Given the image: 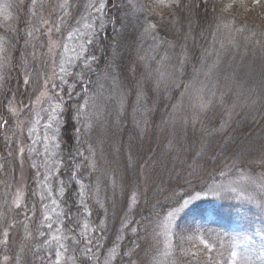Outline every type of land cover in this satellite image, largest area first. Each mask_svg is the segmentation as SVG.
I'll use <instances>...</instances> for the list:
<instances>
[{
  "label": "snow or ice",
  "instance_id": "snow-or-ice-1",
  "mask_svg": "<svg viewBox=\"0 0 264 264\" xmlns=\"http://www.w3.org/2000/svg\"><path fill=\"white\" fill-rule=\"evenodd\" d=\"M36 3L37 0H32L33 8ZM18 6L5 0L0 3V15L8 20L13 15L10 9ZM55 7L59 9L58 13H52L55 19L41 17L35 30L27 32L29 37L36 33L47 35L48 52L53 55L51 75L47 71L41 74L34 66L29 71L26 63L21 64L25 69L23 86L32 88L35 101L26 103L8 92L4 110L0 111V133H3L8 149L3 157L5 162L13 157V147L20 156L28 152L35 159L40 154L35 145L40 144L44 153L43 171L40 165H31L39 173L40 192H31L39 199V209L35 202L27 203L26 186L15 177L11 184L7 181L3 184L4 191L0 193L4 209L0 213V264H116L121 255L129 257L128 264H136L131 257L138 256L136 250L142 246L135 241L133 248L123 253H116L113 245L112 252L103 261L97 254L99 238L106 228L103 213L108 210L110 200L115 204L117 189L124 195L122 212L126 213L122 217L121 228L133 234L139 232V228L133 226L137 224L138 209L145 204L151 206L153 199L160 195L153 180L158 172L155 163L158 158L152 155L141 163L140 158L144 154L134 148V140L144 139L149 129L155 133L158 128L166 140L169 162L175 157L180 162L181 171L191 176H195L198 170L207 171L210 164L219 162L215 144L217 137L204 131V125L211 123L209 114L215 108L214 101L208 97L216 93L211 84L194 90L191 84L177 83L183 75L185 58H179L169 69L161 67L167 56L152 57L149 61L143 55V46L149 40L148 47L153 52L161 50L167 53L176 47L168 37L174 35L172 25L177 19V11L182 8L180 0H156L151 5L140 4L138 0H88L83 6L86 16L81 14L82 6L72 0H63ZM138 13H142V17ZM40 25L47 26V31ZM66 29L65 42L60 45L53 36H63ZM67 41H72L75 47L70 48ZM4 43L0 38V53L4 51ZM58 48H62V53H59L57 61L55 50ZM125 48L127 52L122 51ZM6 59V56H0V68L4 67ZM211 71L209 68L204 72L206 78ZM0 81L6 83L7 78L0 75ZM181 88L185 91H179ZM150 91L160 94L159 104L150 98ZM169 91L179 92V96L173 94L165 102V94ZM161 106L165 112L157 125L154 114ZM129 115L133 139L128 141L123 176H119V169L112 165L119 163L117 157L123 152L122 134L128 131ZM69 124L72 125V135L65 139ZM20 137L24 139L17 143ZM193 142L198 145L195 152L191 150ZM66 144L69 147L65 154ZM105 145L108 147L111 176L107 171L101 172L97 153L98 148L103 153ZM201 160L203 169H200ZM231 160L233 162L227 166V171L217 169L219 177L226 178L232 174L240 177L239 181L228 184L216 179L211 183L197 184L192 180L180 183V172H176L173 184L169 173L167 190L170 194L166 196L163 211L156 213L154 222L157 226L162 223L164 227L165 256L169 255L168 250L181 222L186 223L191 218L193 223H186L183 231L195 235L201 231L200 226L194 223L196 219H204L209 212L218 214L219 209L203 205L212 200H255L253 196L245 195L248 185L255 184L256 180L243 171V153H233ZM257 160L259 167L264 169V152L257 156ZM0 171L7 172L3 163H0ZM160 182L164 184L163 177ZM33 183L37 184V181ZM259 188L261 194L257 207L264 212V180L260 181ZM21 213L23 221L18 219ZM94 214L97 216L95 221L92 219ZM33 217L39 221L35 232L30 227L34 223ZM18 227L23 229V235L14 247L12 233ZM197 238L203 249L209 253L213 251L214 245L209 244L202 233ZM29 239L36 240L39 248L29 244ZM250 241L248 235L240 239L232 237L230 248L220 245L223 251L213 264H264V239L255 251ZM176 247L185 257L195 259L196 253L180 244ZM241 247L243 251H239Z\"/></svg>",
  "mask_w": 264,
  "mask_h": 264
},
{
  "label": "trees",
  "instance_id": "trees-1",
  "mask_svg": "<svg viewBox=\"0 0 264 264\" xmlns=\"http://www.w3.org/2000/svg\"><path fill=\"white\" fill-rule=\"evenodd\" d=\"M3 2L5 0H0V3ZM8 2L19 6L10 9L13 15L8 20L0 15V38L5 42L4 51L0 53V56L7 57L8 53L12 55L11 60L8 55V61L6 59L4 67L0 68V75L6 77L7 82L10 80L11 90L8 92L15 94L18 100L28 103L35 99V95L32 88L23 86L25 69L21 67V64L26 63L29 71L34 66L41 74L47 71L51 75L53 69V56L50 57L47 53L46 35L41 36L39 33H36L33 37L27 35L28 31L35 30L40 21L38 5L42 3V0H37L34 8L32 0H8ZM62 2L63 0L50 1L52 13L59 12L55 5ZM72 2L80 4L82 6L81 14L87 15L83 11V6L87 4L88 0H72ZM155 2L156 0H138V3L143 5H151ZM180 3L182 8L177 11V19L172 25L174 35L168 37L176 47L168 50L167 53L161 50L153 52L148 47V44L151 43L149 40L143 46V55L149 61L152 57L167 56V60L161 67H168L169 69L176 65L179 58L183 57L186 59V63L183 75L177 83L191 84L194 90L211 84L216 94L208 98L214 101L215 108L209 114L211 123L204 125V131L217 137L215 144L217 146L216 156L219 157V162L218 164L213 162L208 166L207 171L198 170L195 176H191L186 171H181L180 162L175 157H172L171 162H169L166 140L162 138L158 128L155 133L152 129H149V133L144 139H135L134 148L144 154L140 158L141 163L152 155H156L158 158V162H155L158 172L153 180L157 185L156 191L160 195L153 199L151 206L145 204L138 209L135 217L137 224L133 226L138 227L139 232L133 234L121 228L122 217L126 213L122 212L124 195L117 189L115 204L113 205L110 200L108 210L103 213L102 217L106 218V228L104 235L99 238L100 248L97 249V254L100 255L102 261L112 252L113 245H115L116 253H123L132 249L134 246L133 241H135L142 246L141 249L136 250L138 256L131 257L136 261V264H141V262L143 264H213V260H218L220 258L219 253L223 251L220 245L223 244L226 248H230L232 237L242 238L244 235H248L251 237L250 244L252 242L259 244L264 239V231H262L264 230V212L257 207L259 195L261 194L258 184L250 189L248 188L245 193V195L253 196L254 201L212 200L211 203L203 205L205 208L215 207L219 209L218 214L209 212L208 217L206 215L202 220L196 219L194 223L200 226L201 231L195 233V235L183 231L186 228V223H193L191 218L186 223L181 222L180 229L177 230L171 242L172 247L168 250L169 255L165 256L164 254L166 250L165 236L163 235L164 227L162 223L157 226L154 222L157 219L156 213L163 211L162 206L167 203L166 196L170 194L167 190L169 173L173 177V184H175L176 172H180L182 176L180 183H185L186 180H192L197 184L205 181L211 183L214 179L223 183L230 182L234 180L235 174L226 178L219 177L217 169L227 171V166H230L233 162L231 160L232 154L243 153L245 161L243 171L258 175L261 180H264V169L259 167L257 160V156L264 152V0H180ZM33 12L36 15H33ZM52 13L50 17L55 19ZM138 15L142 17L143 14L138 13ZM158 18L154 17V19ZM69 23L74 24L73 21H69ZM133 23H135V19H133ZM180 31L183 34L185 32V35L181 36ZM110 32L111 30H109ZM66 35L67 29L63 36H54V38L58 39L59 44L62 45L65 42L64 36ZM67 43L70 48L75 47L72 41H67ZM122 51L127 52L128 50L125 48ZM33 52L35 56H33ZM56 53L58 61L62 48L56 49ZM209 68L212 71L206 78L204 72H207ZM7 82L0 81V103L3 105L6 103L5 94L8 93L6 90ZM179 91H185V89L181 88ZM173 94L179 96V92L169 91L165 94V102H168L167 97ZM149 96L159 104V93L150 91ZM130 112L131 109H129ZM164 112L165 108L161 106L154 114V122L157 125ZM128 120V131L122 134L123 152L117 157L119 163H113L112 165V167L119 169V176H123L128 141L133 139L130 115ZM42 124L43 121L41 122V131ZM199 134L197 132V135ZM71 135L72 125L69 124L65 139ZM2 137L3 133H0V163L4 164L7 172L0 171V193L4 191L3 184L5 181L11 184L13 177L18 181L19 171L21 170L19 154L15 152L14 147L13 157L6 162L3 160L8 149L5 147ZM22 139L24 137L18 138L17 143H20ZM25 143L27 144L26 140ZM76 146H78V142ZM35 147L39 149L40 153L35 159L30 153H25L26 167L30 173L26 187L28 193L26 201L29 205L35 202L37 209H39L41 207L39 199L31 195L32 191L40 192L38 186L40 183L39 173L31 165L33 163L40 165L41 171H43L44 153L42 145L38 144ZM68 147L69 145L66 144L65 154ZM185 147H189L187 140H185ZM197 147L198 145L193 142L191 150L195 152ZM73 150H75V146H73ZM97 153L100 158L101 172L107 171L108 175L111 176V169L108 167L110 158L107 145L104 146L103 153L100 152L99 148ZM249 153H252V155L249 156ZM182 159L184 158L182 157ZM48 162L51 164L50 160ZM192 162L189 161V163ZM236 162L239 163L240 161L237 160ZM203 163V160H201L200 169H203ZM253 168L255 169L254 172L252 171ZM130 174L134 175V173ZM161 177L164 180L163 185L160 182ZM33 181H37V184H34ZM65 182L67 183L66 177ZM134 185L135 180H133ZM101 199H103V190L101 191ZM3 211V199L0 198V213ZM11 215L10 213L9 216L11 217ZM37 216H39V212H37ZM18 219L24 220L22 213ZM32 219L34 223L30 227L35 232L39 221L37 217ZM92 219L97 220V216L94 214ZM128 219H132V217L128 216ZM154 228L155 233L153 232ZM201 233L209 244L214 245L211 253L203 249V246L199 243L197 237ZM22 235L23 229L19 227L12 233L14 247ZM28 243L39 248L36 240L29 239ZM178 244L182 245L184 249L196 253L195 259L191 256L185 257L180 253L176 247ZM225 255H227V252H225ZM29 259H33L31 253ZM128 260V256L121 255L116 264H128Z\"/></svg>",
  "mask_w": 264,
  "mask_h": 264
},
{
  "label": "rangeland",
  "instance_id": "rangeland-1",
  "mask_svg": "<svg viewBox=\"0 0 264 264\" xmlns=\"http://www.w3.org/2000/svg\"><path fill=\"white\" fill-rule=\"evenodd\" d=\"M50 1H51V0H42V3H40V4L38 5V11H39L40 18L43 17V18L47 19V18H49V17L51 16V13H52L53 10H50L51 7H52V6L50 5ZM256 1H258V0H256ZM42 27H44V30H45V32H46V31H47V26H43V25H42ZM218 29H219V27H218ZM179 34H181V36H184V35H185V32H184V34H183V32L180 31ZM47 39H48V37H47V35H46V42H47ZM53 39H54V40H57L58 44L60 43L58 39L54 38V36H53ZM55 51H56V50H55ZM5 53H6V55H7V51H6ZM47 53H48V56H50V57L53 56L52 54H50V53L48 52V47H47ZM8 55H9V58H10V60H11V56H12L11 53H8ZM8 55H7V61H8ZM44 63H46V62H44ZM39 64H40V63H39ZM39 64H38V65H39ZM6 90H7V92H8L9 90H11V87H10V80L7 82ZM36 95H38V93H37ZM34 101H35V99H34L32 102H34ZM35 106L37 107L38 105H35ZM3 110H4V108H3V104L0 103V111H3ZM19 161L21 162V170L19 171L20 174H19V179H18V181L22 182V183L27 187V185H28V181H29V178H30V173L28 172V169H27V167H26L27 164H26V161H25V155H24V156H20V155H19ZM244 173L247 174V175H249V176H251V177L253 178V180H256V183H255V184H249V185H248V188H249V189L252 188V187H254V186H257V185L260 183L261 178H260L258 175H252V174H250V173H248V172H246V171H244ZM239 180H240V177H239L238 175L235 174V176H234V180H233V181H239ZM224 183H225V184H228L229 182L226 181V182H224ZM233 186H236V185H233ZM207 217H208V215H207ZM236 238H237V237H236ZM260 238H261V237H260ZM237 239H240V238L238 237ZM251 245L253 246V249H254V251H255V250L259 249L260 243H259V244H256V243L252 242ZM240 251H243V248L240 249ZM253 258H255V256H254Z\"/></svg>",
  "mask_w": 264,
  "mask_h": 264
}]
</instances>
